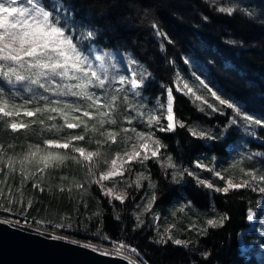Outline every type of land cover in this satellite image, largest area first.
Returning a JSON list of instances; mask_svg holds the SVG:
<instances>
[{
  "label": "snow or ice",
  "instance_id": "snow-or-ice-1",
  "mask_svg": "<svg viewBox=\"0 0 264 264\" xmlns=\"http://www.w3.org/2000/svg\"><path fill=\"white\" fill-rule=\"evenodd\" d=\"M205 3L229 17L238 12L247 17L254 15L237 4H220L218 0H205ZM203 19L207 21L209 17L203 16ZM141 24L152 29L162 52L165 51V41L172 43L147 10ZM97 35L96 29L75 19L71 5L65 0H0V130L24 140L19 145L0 143V172L5 174V179L8 173L18 172L22 177L21 186L31 179L33 188L43 192L35 181L49 171L65 169L71 162L79 166L84 179L78 181L73 177L65 187L63 181L68 177L61 176L59 191L68 192L71 198L75 189L83 199V195L95 186L113 208L114 202L123 204L126 200H135L127 189L139 192L145 188L146 182L147 190L135 204L140 211L133 213L136 222L133 230L147 226L142 217L151 216L152 226L156 229L153 237L156 244L171 242L185 248L192 241L174 238L175 224H170L162 232L159 229L160 215L154 211L158 182L152 177L149 161L176 184L191 177L196 186L224 197L239 190H250L261 194L264 199V164L259 168L242 167L245 160L251 161L264 154L239 153V158L223 170L199 160L194 162L196 168L223 181L221 187L178 164L168 151V145L157 135L184 130L193 139L217 141L236 128L260 138L257 130L264 129V119L249 114L236 101L222 96L195 72L190 73L193 78L190 80L178 69L170 83L160 84L162 91L150 103L145 96L148 84L153 82L149 68L131 52L120 54L124 58L121 64L116 52L96 45ZM226 43L242 44L235 39ZM185 63L189 61L185 60ZM177 96L187 98L197 111L208 116L226 115L225 109H230L232 114L217 133L199 122L180 119L176 109ZM33 140L37 142H31ZM230 170H238L241 175L226 176L224 173ZM2 195L3 189H0ZM22 199V193L21 201L9 195L8 207L0 204V210L11 213L12 205L22 203ZM191 203L181 205L179 211L190 207ZM31 205L29 199L27 208L19 213L24 216L25 223ZM260 211L264 212V209ZM213 212L215 215L205 220V227L197 229L203 235H207L209 229L222 228L231 218L227 212H217L215 208ZM116 218L119 219V213ZM245 218L249 222L258 219L257 210L249 207ZM3 223L18 224V221L5 219ZM45 223L40 220V224ZM72 226L71 223L56 225L57 228ZM96 235L101 236L99 229ZM101 238L110 240L107 235ZM111 243L117 256L126 251L140 255L137 248L122 240H111ZM103 254L111 253L105 251ZM209 255V252L201 253L203 257ZM130 264H137V261L130 260Z\"/></svg>",
  "mask_w": 264,
  "mask_h": 264
},
{
  "label": "trees",
  "instance_id": "trees-1",
  "mask_svg": "<svg viewBox=\"0 0 264 264\" xmlns=\"http://www.w3.org/2000/svg\"><path fill=\"white\" fill-rule=\"evenodd\" d=\"M75 13V19L82 24L97 30L95 43L98 47L111 49L121 54L131 52L133 56L145 64L153 74V85L170 83L175 70H179L190 80L191 72L205 79L219 93L240 104L249 114L264 119V0H218L220 4H237L253 12V17L236 13L229 17L209 7L205 0H65ZM147 10L160 29L172 41H165V51L160 50V41L153 35L152 29L141 24V18ZM203 16H208L205 21ZM239 40L242 44L230 45L226 41ZM185 60L189 63H185ZM169 61L174 63L170 64ZM147 86V87H148ZM147 89V88H146ZM146 91V90H145ZM161 92V91H160ZM154 95V94H152ZM151 95V96H152ZM177 116L189 123L195 121L204 126H212L213 116L195 110L187 98L177 96ZM226 117L231 116L227 109ZM187 111L188 115L184 112ZM27 122V121H26ZM217 133L218 128L212 127ZM260 138L247 137L254 153L264 154V129H258ZM236 128L217 141L197 140L191 138L184 130L176 133H157L168 145L176 162L180 165H194L201 156L215 153L225 156L229 150L225 143L232 140ZM238 137L235 134L234 140ZM210 142V144H208ZM0 143L21 144L23 137L15 138L6 130H0ZM255 143V144H254ZM251 160V163H264V155ZM68 167H76L83 176L79 166L69 162ZM152 177L157 184L158 200L155 206L160 208L185 198L193 202L202 212L214 207L218 212H227L230 220L220 229H209L207 235L193 234L187 248L169 242L166 245L156 244L153 237L156 229L149 218L143 217L146 225L142 229L133 230L135 225V204L139 192L127 189L130 197L123 204L114 202L115 207L102 198L95 186L83 195L73 190L71 198L68 192L61 193L59 188L50 186L43 192L33 188L32 183L19 188L20 177L15 173L13 179L15 189L13 198L22 203H14L12 209L19 214L27 208L28 200L32 205L27 216L42 218L55 223H71V228H58L72 238L89 243H101L114 249L111 240H122L127 245L139 250L140 255L129 254L141 264H257L254 258V247L242 250L240 236L245 243L258 241L259 234L246 220V210L254 208L261 194L250 190H239L229 193L227 197L214 191L198 187L188 177L182 184L173 183L166 178L160 168L148 162ZM87 187V184H86ZM51 189V190H49ZM8 206V200L2 203ZM86 205V206H85ZM1 213L4 211L0 210ZM119 213V219L116 218ZM22 217V216H21ZM91 217V219H89ZM48 227H55L48 223ZM87 226V230H85ZM107 235L110 240L97 236ZM193 233V232H192ZM202 252H209L207 257Z\"/></svg>",
  "mask_w": 264,
  "mask_h": 264
},
{
  "label": "rangeland",
  "instance_id": "rangeland-1",
  "mask_svg": "<svg viewBox=\"0 0 264 264\" xmlns=\"http://www.w3.org/2000/svg\"><path fill=\"white\" fill-rule=\"evenodd\" d=\"M117 58L120 60L121 64L124 63L123 56H121L120 54L117 53ZM151 85L152 84H150V86H148L146 91H145V96L148 98L150 103L153 100V98L156 97L157 94L160 93V91H162L159 83L153 85L154 88H152ZM152 94H154V95H152ZM200 94L205 95L204 92H201ZM189 104H190V102H189ZM225 111L227 112L228 110L225 109ZM184 114L188 115V112L185 111ZM213 115H215V118L212 120V123H211L212 126H206V127L211 128V129H212V127H216V128H218V131H220V129L227 123L228 117H226V115H221V114H213ZM213 115H211V116H213ZM206 116H208V115H206ZM136 126H137L138 130H140V126L139 125H136ZM235 134L238 135L236 140H234ZM233 135H234V137L227 139V141L228 140H232V141L230 143H225L226 147L229 150L227 155H225L224 157L223 156L221 157V156H217L215 153H212L210 155L198 157L195 161L199 160L200 162L204 163L205 165H208L210 167L214 166L217 170H223V169L228 168L229 165L235 159L239 158V155H238L239 153H243V152L254 153L253 152L254 148L251 149L250 142L246 140L247 137H244V135H240V132L239 133L235 132ZM248 136H250V135H248ZM250 137L252 138V140L258 139V138H254L252 136H250ZM31 142L35 143L37 141L33 140ZM208 144H210V142H208ZM19 150L20 149L17 148V151H19ZM213 157H215V160L212 159ZM255 158L256 157H254V159ZM257 158H260V157L257 156ZM262 164H264V163L261 162V163L253 164V163H251V161L245 160L242 167H244L245 169H247V168H259ZM68 165H69V163H68ZM68 165L63 170L47 172L43 176V178L37 179L35 182L39 183L40 187L43 188V190H44L45 188H50L51 185H53V187L59 188V185L61 184V180H60L61 176H67L68 177V180L63 181V184L65 187L68 186L69 182L72 180L73 177H75L76 180H78V181H82L84 179V177L77 172L76 167H68ZM183 167L191 169L194 172H198L200 174L201 178H203V179H210V180H212L213 183L218 184L221 187L223 186V181H219L218 178L214 177L211 173H209L207 171L196 168L195 164L193 166L183 165ZM16 174L20 177V183H21L22 177L18 174V172ZM224 174L226 176L234 174L236 177H239L241 175V173L238 170H230L229 172L224 173ZM146 175H147V173H146ZM13 176H14L13 173H8L7 179H5V174L0 172V189H3V195L0 196V204L4 203L7 200V197L9 195L12 196L14 194L13 191L15 189V185H16L15 183H17V182L14 181ZM191 181L194 183L192 178H191ZM13 182H15V183H13ZM33 182L34 181H32L31 179L24 181L26 186H28L30 183H32V185H33ZM24 183H23V186L20 185L19 188L25 187ZM85 187H86V185H85ZM25 188H26V190H28V187H25ZM38 190L40 191L39 188H38ZM73 190H75V189H73ZM146 190H147V184L145 182V188L141 189V191H139L140 196H139L136 203L140 202V198H141V196L144 195V192ZM188 201H190V200L185 199V198H180L178 200H175L173 203L168 204L166 206H163L161 208L159 206L154 205V211L160 215L159 229L161 232L165 228H167L170 224H175L176 230L173 231L174 238L188 240L192 237L193 234L200 233L197 231V229H202L205 227L204 222L206 219L212 218L215 215V213L213 212L214 207H210L209 209L202 212L201 210H198L197 206L193 202L191 203L190 207L184 208V210L182 212L179 211L181 205L187 204ZM260 201H261V203H259V204L257 203V205L253 208L254 210H257V212H258V219L254 220L252 222L248 221L250 226L254 228V230L257 232V234H259L260 238L257 239L258 241L251 242L249 245H247L245 243L243 237L240 236L239 240H240V247L242 250H248L249 247H251V248L254 247V250H252V251L254 254V258L257 261V264H264V212L260 211L261 209H264V199H261ZM7 207L8 206H6L4 208H7ZM2 211H4V210H2ZM139 211H140V209H137V208L135 209V212H139ZM15 213H17V212L14 210H12L11 213H9L7 211H4V213L0 212V219H3V220L11 219L14 222L18 221L17 225H21L22 227H25V228H28L31 230H36V231L45 233L47 235L63 237L66 239L78 241V242H81V243H84L87 245L91 244V245H93L94 248H96L98 250H101L104 252L107 251L109 253H115V249H113L111 247H107V245H103L101 243H89V242L79 241L75 238H72L65 231L59 230L56 227V225L59 223L50 222V221L44 220L42 218L34 219L32 216H27L28 222L25 223L24 216H22L20 214H15ZM173 213H175V215H173ZM144 217L149 218V221L151 222V216H144ZM40 220H44L46 223L40 224ZM48 223L54 224L55 227H48L47 226ZM189 225H193L194 227L189 228ZM126 255H128V254H126ZM136 261L139 264H141L138 260H136Z\"/></svg>",
  "mask_w": 264,
  "mask_h": 264
},
{
  "label": "water",
  "instance_id": "water-1",
  "mask_svg": "<svg viewBox=\"0 0 264 264\" xmlns=\"http://www.w3.org/2000/svg\"><path fill=\"white\" fill-rule=\"evenodd\" d=\"M0 219V264H130L135 258L47 235ZM137 264H139L137 262Z\"/></svg>",
  "mask_w": 264,
  "mask_h": 264
},
{
  "label": "built area",
  "instance_id": "built-area-1",
  "mask_svg": "<svg viewBox=\"0 0 264 264\" xmlns=\"http://www.w3.org/2000/svg\"><path fill=\"white\" fill-rule=\"evenodd\" d=\"M108 247V246H107Z\"/></svg>",
  "mask_w": 264,
  "mask_h": 264
}]
</instances>
